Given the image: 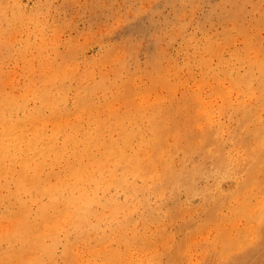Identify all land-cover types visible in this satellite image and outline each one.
<instances>
[{"label": "bare ground", "instance_id": "obj_1", "mask_svg": "<svg viewBox=\"0 0 264 264\" xmlns=\"http://www.w3.org/2000/svg\"><path fill=\"white\" fill-rule=\"evenodd\" d=\"M20 28L29 33L19 40V56L35 47L71 61L57 65L56 74L40 71L39 89L23 85L13 93L10 69L3 68H8L4 62ZM43 32L28 13H17L13 5L0 1V187L5 192H0V235L13 234L18 244L12 259L0 256V264H154L153 247L159 250L167 239L149 232L147 221L132 222L129 209H172L181 193L203 201L212 191L224 194L226 208L245 217L264 245V49L251 50V57L228 53L224 64L218 47H187V62L207 79L185 85L177 95L182 81L170 78L174 71L160 65L163 57L147 55L151 60L145 63L140 84L134 79L140 75L135 76L136 70L127 68L122 75L126 65L121 62L111 78L94 77L103 62L116 57L84 59V70L78 71V45L66 41L59 52ZM24 61L33 67L29 59ZM153 87L156 91L148 98ZM93 94L101 99L93 100ZM226 113L242 120L247 144L235 137L219 143L217 135L230 131L220 121ZM190 130L196 133L193 139ZM240 145L248 146L244 170L231 159ZM59 164L63 169L54 172ZM206 172L214 184L205 192L197 180ZM224 178L235 186L222 192ZM152 179L156 185L169 184L167 206L161 198L153 206L147 203L149 192L155 193L147 185ZM11 180L29 183V200H21L18 187L8 189ZM241 182L249 186L245 193L238 192ZM31 204L36 206L33 215ZM229 225L234 226L233 220ZM257 240L255 235L247 240V251L243 242L232 246L234 256L225 264H244L252 247L260 246ZM169 258L165 264L182 263L180 254L170 253Z\"/></svg>", "mask_w": 264, "mask_h": 264}, {"label": "rangeland", "instance_id": "obj_2", "mask_svg": "<svg viewBox=\"0 0 264 264\" xmlns=\"http://www.w3.org/2000/svg\"><path fill=\"white\" fill-rule=\"evenodd\" d=\"M4 1L13 5L17 13H28L37 25L41 24L45 37L48 42H52L51 46L55 50L60 52L66 41H74L79 47L78 54H80L78 56L80 62L76 63L78 71L84 70L81 66L84 59L96 60L101 57L105 60L108 59L107 57H116V60L111 63L103 62L99 70L94 72V77L103 74L111 78L113 68L121 62L126 65V68L121 69L122 75L127 68H129L128 72L136 70L135 76L140 75L134 79L140 84L139 78H142L141 74L146 70L145 63L154 55L163 57L160 65H169L174 71L170 78L182 81L175 90L177 95L185 91V85H191L201 80V77L207 79V74H201L199 68L187 62V47L199 44L218 47L219 56L225 60L224 64L227 63L228 53L234 54L237 58L241 57L240 53L251 57L253 54L251 50L259 47L264 49V0ZM26 23L27 27L31 25L28 21ZM28 33L27 28L18 30L13 38L15 41L9 58L4 62L8 68L3 69H10L11 72L15 88L13 93H17L16 88L23 85L32 87L34 90L39 89L37 81L41 77L40 71L56 74L57 65L64 61H71L60 60V53L47 55L44 54L47 51L35 47H31L29 52L19 56V40L25 38ZM32 39L33 37H30V40ZM247 45L248 48H246ZM147 55L151 57L147 59ZM25 58L32 62V68L28 67L24 61ZM215 62V58L210 60L212 66ZM38 63H41V68ZM128 72L125 74L128 75ZM207 81L215 84L213 80ZM150 89L147 94L149 97L145 95L148 98H152L156 91L155 87ZM6 91L8 92L9 88H6ZM231 98L237 99L235 94ZM73 99L72 95L68 101L71 102ZM94 99L100 100L101 96L93 94ZM253 101L252 98L250 102ZM34 103L38 105L37 102L34 101ZM220 121L230 127L228 134L217 135L220 144L224 143L226 137H235L248 143L247 133L241 130V119L237 120L226 113ZM188 134H190L188 137L193 139L196 133L190 130ZM247 157L248 146L245 145L237 146L231 152V159L237 161L242 170L245 168ZM61 169H63L61 164L53 167L54 172ZM242 173L240 171L239 175ZM155 182L157 181L152 179L147 185L152 186L151 190L155 189L156 194L162 190L161 195L159 197L149 192L146 198L147 203L153 206L158 200L156 198H161L163 199L161 204L167 206L166 188H170L169 184L167 183L164 187L159 182L157 186ZM8 184V189L11 191L18 187L21 200L30 199L31 192L27 189L29 183H16L11 180ZM197 184L199 189L206 192L208 186L214 184L211 173L206 172L199 177ZM219 185V189L225 192L233 188L235 182L230 178H224ZM238 187L239 193H245L249 189V186L244 187L243 182L238 184ZM0 192L5 195L4 188L0 187ZM225 201L224 194H215L214 191L211 192V198L206 201L199 197L187 198L181 193L178 204L172 209L167 210L163 206L149 213L150 209L137 206V209H129V212L132 222L147 221L150 227L149 232L167 239V243L159 247V250H157L158 247H153L151 253L157 255L152 256V258L155 257L154 264L158 261V264H165L170 259V253L180 254L181 264H225L234 256L231 247L241 246L239 242H243L247 251L249 249L247 240L253 235L257 237L260 246L252 247L254 252L249 255L244 264H264V245L256 232L257 229L250 230L245 224V217L230 213ZM28 209L31 210L29 214L33 215V209H36V206L31 204ZM211 213L213 215L209 219L208 215ZM230 220H233L234 226L229 225ZM262 220L264 221V218ZM228 242L233 245L226 249L224 244ZM17 246L13 234L0 235V256L12 259L11 251ZM131 251L134 252L135 248ZM59 253L60 247L55 249L56 258Z\"/></svg>", "mask_w": 264, "mask_h": 264}]
</instances>
